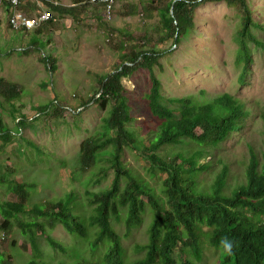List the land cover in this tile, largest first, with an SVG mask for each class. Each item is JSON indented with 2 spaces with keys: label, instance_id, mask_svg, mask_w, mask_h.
Masks as SVG:
<instances>
[{
  "label": "trees",
  "instance_id": "trees-1",
  "mask_svg": "<svg viewBox=\"0 0 264 264\" xmlns=\"http://www.w3.org/2000/svg\"><path fill=\"white\" fill-rule=\"evenodd\" d=\"M27 1L21 9L28 14L38 8H45L61 17L72 18L79 24H87L85 21L91 19L97 21L100 28H106L109 24L103 20L102 3L68 0L70 4L67 5L62 0ZM122 1L119 0V3ZM252 1L137 0L136 3L123 4V8L117 10V13L124 17H141L140 28H144V31L134 33L130 27L100 29L106 32L120 62L112 70L99 75L98 85L89 98L78 103L80 106L77 108H85L92 102L98 104L102 110L110 108L108 115L102 118L101 127L81 143L79 151L82 172L88 173L90 168L101 162H106L115 172L111 189L94 195H89L87 191V196L93 200L92 205L97 207L95 216L88 224L95 231V236L85 233V222L75 217L71 211L68 212V201H48L45 206L28 207L31 206L34 189L38 185L19 182L16 176L24 165L30 169L37 167L44 174L50 173L51 167L44 165L56 153L46 152L42 145L28 137L26 131L32 128L36 133V121L42 114L52 116L53 113L44 107L36 108L33 117L24 114V104H16L23 99V86L0 77V96L9 105L6 114H1L5 112L0 111V155L4 152L7 154L8 146H12L11 155L17 159L10 165L0 161L2 230L8 231L15 223L24 232L27 228L42 229L45 226L23 224L20 216L28 213L40 217L51 227L60 220L69 234L77 236L78 239L83 238L95 249L102 245L112 249L106 264H126L120 237L113 227L114 221L121 222L124 212H128L127 227L132 232L143 225L144 215L150 205L155 212L151 243L147 247V257L136 264H192L190 254L197 253L201 257V246L209 240L216 248H222L221 241L225 238L232 242V250L229 254L222 248L221 264H264V151L260 160L256 147L251 146L252 157L245 172L248 175V184L230 196L224 192L230 174L228 166L224 167L210 190L204 188V191H200L195 184L184 185L188 182L185 175H198L204 168L198 167L196 156L189 158V155L185 156L181 151L176 157L169 159L162 156L167 147H192L196 143L213 145L212 143H222L223 139H232L251 118L252 110L231 93L209 97L204 90L203 94L206 96L203 97L188 95L170 99L166 97L163 79L157 72V68L162 69L164 59L171 61L186 40L198 32L200 8L211 3H225L245 14L242 28L237 35L240 46L237 63L243 68L241 82L246 85L254 62L255 49L264 48V39L256 34V30L262 26L254 21ZM8 30H11L9 26ZM47 32H56L54 21L36 30L32 35V44L20 51L27 55L31 50L38 49L40 44L37 41ZM52 34L48 41L50 45L54 42ZM40 57L47 69H57L56 62L59 59L53 53L47 55L45 52ZM142 69L147 70L150 85L149 90L139 100L160 119L159 128L152 136H143L136 129L128 127L133 116L129 101L130 90L124 85L123 79L132 77ZM98 95L100 96L97 98ZM0 105L3 106V103ZM66 110L59 107L54 113L60 116L64 114L65 118L68 112ZM4 115L14 117L19 125L18 132L13 133L8 129ZM20 145L24 146V151ZM127 149H133L143 157L156 178V183L162 185L161 190L145 179L135 177L127 168L123 161ZM63 163L66 164L65 161ZM71 179L74 180L73 177ZM124 181L127 182L125 188ZM2 190L6 193H2ZM3 194L10 195V199H3ZM58 211L60 214H57ZM236 212L239 214H235ZM235 222L242 225L236 227ZM49 242L52 247L61 248L51 238ZM34 259L29 264H40Z\"/></svg>",
  "mask_w": 264,
  "mask_h": 264
},
{
  "label": "rangeland",
  "instance_id": "rangeland-1",
  "mask_svg": "<svg viewBox=\"0 0 264 264\" xmlns=\"http://www.w3.org/2000/svg\"><path fill=\"white\" fill-rule=\"evenodd\" d=\"M62 2L70 4L68 0H62ZM128 2L136 3L137 0H123L119 3L117 10L123 8L122 5ZM251 5L254 9V21L262 26L261 29L256 30V34L260 39H264V0H253ZM45 10V8H39L33 13L36 15ZM2 13L4 12H0V15ZM54 16H56L54 21L56 36L53 44L48 43L52 33L47 32L37 41L40 44L38 49L31 50L27 55L19 48L29 47L30 43L32 44V35L7 31V17L0 16V19H3V24L0 25V77L23 86V99L16 104H24V114L33 117L36 114L34 113L36 108L44 107L53 113L52 116L42 114V117L36 121V133L32 128L26 131L28 137L42 145L46 152L56 153V156L44 165H49L52 171L44 174L39 172L37 167L30 169L24 165L20 174L16 176V180L38 185L34 189L33 201L30 202L29 208L44 204L46 200L54 201L63 198L75 191L78 199L73 203L79 202L77 213L88 216L91 205L88 202L87 191L89 195H94L111 189L115 172L106 162L90 168L88 173L82 172L79 168L80 145L85 138L90 137L97 128L101 127L102 118L108 115L110 108L102 110L98 104L93 103L85 108L76 109L80 106L78 103L90 97L92 90L98 85L99 75L112 70L120 62L106 32L100 29L130 27L134 33H138L144 31V28H140L141 17H124L118 13L112 23H106V28H100L98 22L92 19L85 21V23L88 22L87 24H79L69 17H61L59 14ZM244 16L243 11L225 3H211L200 8L198 32L186 40L171 61L163 60L162 69L157 68L164 82L166 97L174 99L195 95L199 98V96L214 97L231 93L245 104H254L264 109V48L255 49L254 62L250 68L247 84L241 82L243 68L237 63L240 50L237 35L242 28ZM45 52L47 55L53 53L59 59L56 62L57 69L54 71L47 69L46 64L41 61L40 56ZM148 75L147 70L142 69L132 77L123 79V83L130 90L129 101L133 116L128 127L136 129L143 136L156 134L160 124V119L152 114V110L143 104L142 100H139L149 90ZM204 90L207 91L206 95L203 94ZM0 103H3V106L0 105V111L5 112L1 114H6V108L9 105L1 96ZM59 107L69 111L65 114V118H63L64 114L60 116L54 113ZM74 112L81 115H74ZM4 120L9 130L13 133L18 132L19 125L16 124L14 117L4 115ZM254 122L252 120L247 123L243 133L237 136L228 148L214 154L210 147L175 146L168 148L164 156L176 157L179 151L185 156L203 151L200 161L202 163L212 161L213 164L222 162L218 155L223 153L229 158H241L247 154V146L243 144V138L249 131L259 129V126L252 125ZM20 147L24 151V146L20 145ZM11 150L12 146H8L7 154L4 152L0 155L1 162L10 165L17 161L11 155ZM123 161L135 177L145 179L153 187L161 190L162 185L156 183V178L148 169L145 160L136 151L128 150L124 154ZM72 177L74 180H71ZM200 178L211 182L212 169L204 170ZM126 183L124 181L123 188L126 187ZM230 184L234 188L233 183ZM2 193L6 192L2 190ZM2 198L10 199V195L3 194ZM126 220V216L123 215L121 222L114 221V228L123 239L128 258L136 261L144 258L141 249L149 242L154 218L151 213H148L144 217L141 228L133 232L127 230ZM20 221L27 225H45L48 234L51 230L46 221L31 213L20 216ZM2 222L0 215V225ZM26 231L27 233L18 223L14 224L9 233H5V239L2 235L4 232L0 231V264H4L7 259L8 264H28L32 260L35 261V255L38 260L36 261L41 264H70L71 260L76 263L85 261L83 253L78 250L73 252L77 243L62 225H56L50 232L52 239L62 248L59 251L49 245L47 236L40 233L38 228H27ZM31 236L36 239V249L30 239ZM104 254L103 247L97 254L93 248L88 257ZM219 257V251L208 248L204 253L203 264H216Z\"/></svg>",
  "mask_w": 264,
  "mask_h": 264
},
{
  "label": "clouds",
  "instance_id": "clouds-1",
  "mask_svg": "<svg viewBox=\"0 0 264 264\" xmlns=\"http://www.w3.org/2000/svg\"><path fill=\"white\" fill-rule=\"evenodd\" d=\"M25 2H28V1H25V0H0V12H4L2 13L0 16H6L7 17V20H8V26L11 28L12 31H14L15 33L16 32H20V33H24V34H31L33 35V33L36 31V30H40L42 29L45 25H47L48 23L52 22V21H55V18L56 16L53 18V16L55 14L49 12V11H42L38 14H34L33 12L28 14L27 12L23 11L21 9L22 5H25ZM92 3H102L104 5L103 7V12L101 13L102 14V17H103V20L106 22V23H112L115 18H116V15H117V8H118V5H119V0H116L115 4H114V8H113V14H112V18L109 19L108 15H107V3L104 2V0H91ZM58 4H56L57 6ZM39 9V8H38ZM36 9V11L38 10ZM9 12V13H8ZM45 15H49L50 18L48 20H45L43 22H41L40 24H38L36 27L34 28H28L27 26H21L19 28H16L14 25H13V20L18 17V16H22L23 18H26L29 22H39L43 16ZM2 21V24H3V19L1 18L0 19ZM55 23V22H54ZM52 35H54V38L56 36V32H54ZM33 42V40H32ZM20 50H22V48H19ZM125 85V84H124ZM100 96V95H99ZM94 102H92L90 105H92ZM247 107L249 109L252 110V116L251 118L246 122L247 123H250L252 120H254L255 122L252 124L256 127H258L259 129H255L254 131H249L247 133V135L243 138V144H245L247 146V154H244L243 157L241 158H229V156H226L225 153L221 154V155H218L222 162L221 163H218V164H213L212 161H207L206 163H202L200 161V157L204 154L203 151H198L196 154H192V155H189V158H191L192 156H196L197 157V160H198V163H199V168H202V171L198 174V175H195V176H191V175H185L186 176V180L188 181L187 183H185L184 185L187 186V185H192V184H195L198 188V190L200 191H204V188L205 189H208L210 190L213 185L216 183L217 181V178L219 176V174H221V172L223 171L224 167L225 166H228L230 168V174H229V177H228V180H227V185L225 186L224 188V192L230 196L234 193V191H236L237 189H240L241 187H244L248 184V175L245 173L247 168H248V164H249V159L252 157V148L251 146L254 145L259 153V158L260 160H262V152L264 151V109L262 108H259L257 106H255L254 104H247ZM89 106V105H88ZM78 110V109H77ZM68 111V110H66ZM82 111V110H81ZM69 113V111L67 112ZM76 113V112H74ZM81 115V113H79ZM246 124L243 125L242 129L240 132H237L233 138H227V139H223L222 140V143H212L213 145H210V144H207V143H197L198 145L194 144L193 146H197V147H201V148H207V147H210L212 150V154L216 153L217 151H221L223 149H226L229 147L230 144H232L237 136H240L242 133H243V129L246 127ZM89 138V137H87ZM87 138H85L84 140H86ZM145 138V137H144ZM231 139V140H230ZM83 140V141H84ZM82 141V142H83ZM184 142V141H183ZM175 147V146H174ZM170 148V147H167L164 149V151L162 152V156L165 158V159H169L167 157L164 156V153L165 151ZM129 149H127L125 151V153L128 151ZM80 151V150H79ZM180 152V151H179ZM213 158V157H212ZM124 160V159H123ZM213 160V159H212ZM80 163V162H79ZM80 165V164H79ZM80 168V167H79ZM209 168L212 169V175H213V178H212V181L211 182H208L207 179H201L200 176L202 174V172L204 170H208ZM81 170V169H80ZM72 180V179H71ZM233 183L234 185V188L231 186L230 183ZM71 194H74L73 196H71ZM165 197V196H164ZM76 199H78V196L76 194L75 191H72L70 193H68V195L64 196L63 198H60V199H56L52 202H59V201H68V207H69V211L68 212H72V214L79 218L80 220L84 221L85 223H83L84 225V228H85V233H89L90 236H95V231L91 229L90 226H88V224L91 222L93 216H95V210L97 209L96 206L92 205V202L93 200L90 198V196L88 195V202H89V205H91V208H90V214L87 216V215H80L77 213V210H78V204L79 202H75L73 203ZM149 199V197L147 198ZM242 200V199H240ZM51 201V200H49ZM63 201V202H64ZM48 203V201L46 200L44 204H39L41 206H45L46 204ZM73 204V205H72ZM56 205V204H54ZM72 205V206H71ZM36 206V205H35ZM92 209V210H91ZM123 212V209L121 210V213ZM148 213H151L154 220H155V212L153 210V208L149 205L148 209H147V213L144 215V217L148 214ZM57 214H60V212L58 211ZM235 214H239V213H235ZM241 214L243 215V211L241 212ZM1 215V214H0ZM126 216V218L128 217V212H124V214ZM2 217V215H1ZM3 219V217H2ZM3 223V222H2ZM144 223V222H143ZM62 225L63 229L68 233L67 229L63 226V224L59 222L56 224V225ZM153 224H154V221L152 223V227H151V231H150V235H149V242L146 246H144L142 249H141V252L144 253V258H141V259H138L136 261H132L128 258L127 254H126V250L124 248V245H123V239L122 237L118 234V232L116 231V229L114 228V230L116 231V233L118 234V236L120 237V241H121V246H122V250H123V253L124 254V258L123 260L125 261L126 264H136L140 261H143L146 257H147V247L150 245L151 243V233H152V230H153ZM236 227L238 226H241L242 224L238 223V222H235L234 223ZM2 225V224H1ZM1 225H0V231L4 232L2 233L3 235V239H5V236L6 234L5 233H9V231L12 229L10 228L8 231H5V230H2L1 228ZM48 227L51 229V231L54 230V228L56 227V225L54 227H51L49 223H47ZM113 227H114V224H113ZM126 227H127V220H126ZM33 228H36V227H33ZM141 228L138 227L136 229H139ZM40 233H42L43 235H46L47 236V241L49 242V238H51V240L56 243L57 245H59L57 242H55L52 237H51V233L49 232V234L47 233L46 229H45V226L40 229L38 228ZM136 229H134L133 231H135ZM127 230H128V227H127ZM129 231V230H128ZM132 231V232H133ZM27 233V231H25ZM130 232V231H129ZM69 234V233H68ZM78 235H81L82 233H77ZM71 235V234H69ZM72 236V235H71ZM73 238H76L75 242L77 243L76 246H74V249H73V252L78 250L79 252L83 253V256L85 258V261L84 262H81V263H76L75 261H72L70 262V264H106V261H107V258L110 256V253L112 251V249H109L108 247H106L105 245H102L99 249H95L94 246H92L91 244H89V242L87 241H84L83 238L79 237V239L77 238V236H73ZM31 241L34 243V249L37 248L36 246V239L35 237L31 236ZM51 243L49 242V245ZM51 246V245H50ZM60 246V245H59ZM52 247V246H51ZM61 247V246H60ZM104 248L105 249V254L104 255H97V256H93V257H88V254L90 252V250H93L94 248V252L97 254V252L101 249V248ZM221 247L223 248V250L226 252V253H231V250H232V242L227 240V238L223 239L221 241ZM53 249L59 251L61 250L62 248H54L52 247ZM216 249L217 251L220 252V257L218 258L217 260V263L216 264H221L220 263V260L222 258V248H219L216 246H213L211 243H210V240L203 246H201V249L202 251H199V254L201 255V257L198 256L197 253L195 254H190V259H191V262L192 264H203V261H204V253L206 251V249ZM3 254V253H1ZM72 255V254H71ZM36 258V255L34 256ZM72 257V256H71ZM74 258V257H73ZM183 258H185V255H183ZM75 259V258H74ZM37 260V259H36ZM76 260V259H75ZM38 261V260H37ZM8 259L6 260V262H4V264H8ZM30 263V262H29ZM28 263V264H29ZM41 264V263H40ZM63 264V263H62ZM181 264V263H179Z\"/></svg>",
  "mask_w": 264,
  "mask_h": 264
},
{
  "label": "built area",
  "instance_id": "built-area-1",
  "mask_svg": "<svg viewBox=\"0 0 264 264\" xmlns=\"http://www.w3.org/2000/svg\"><path fill=\"white\" fill-rule=\"evenodd\" d=\"M104 2L107 3V15H108L109 19H111L112 14H113L114 4H115L116 0H104ZM49 18H50L49 15H45V16H43V18L39 22H29L26 18H23L22 16H18L13 20V25L16 28H19L21 26H27L28 28H34L38 24H40L41 22H43L45 20H48Z\"/></svg>",
  "mask_w": 264,
  "mask_h": 264
},
{
  "label": "bare ground",
  "instance_id": "bare-ground-1",
  "mask_svg": "<svg viewBox=\"0 0 264 264\" xmlns=\"http://www.w3.org/2000/svg\"><path fill=\"white\" fill-rule=\"evenodd\" d=\"M240 129V128H239ZM242 129V128H241ZM238 131H240V130H238Z\"/></svg>",
  "mask_w": 264,
  "mask_h": 264
}]
</instances>
